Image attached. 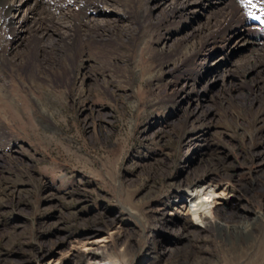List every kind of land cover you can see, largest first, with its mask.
<instances>
[{"label": "rangeland", "instance_id": "rangeland-1", "mask_svg": "<svg viewBox=\"0 0 264 264\" xmlns=\"http://www.w3.org/2000/svg\"><path fill=\"white\" fill-rule=\"evenodd\" d=\"M12 2L16 20L28 22L44 4L28 13ZM219 6L185 14L143 44L117 34L102 55L85 46L74 68L61 71L53 55L38 73L43 83L27 78L34 48L8 70L0 264H90L99 260L91 251L120 264H264V71L243 70L264 12L246 15L248 38L234 25L200 46ZM191 184L217 191L212 206L225 225L261 214L249 239L195 221Z\"/></svg>", "mask_w": 264, "mask_h": 264}, {"label": "bare ground", "instance_id": "bare-ground-1", "mask_svg": "<svg viewBox=\"0 0 264 264\" xmlns=\"http://www.w3.org/2000/svg\"><path fill=\"white\" fill-rule=\"evenodd\" d=\"M19 1L22 2L21 6L26 4L28 13L31 12L32 2L37 3L39 7L42 6L41 0H34L32 2L31 0ZM43 1V6L35 13L32 20L28 22V16L16 20L17 16L14 13L15 9L13 8L14 3L12 0H0L1 95H3L7 88L2 83L3 77L8 76V70L16 71L20 69L19 67L24 64V60L31 53V48H34V67L28 72L27 78L30 83H35L36 81L43 83L38 73L45 68L43 64H50L47 66L55 64L53 55L58 56V62H56L59 64L58 67L62 68V71L65 68L67 69V67L70 68L72 64L77 66L76 63L79 60L78 58L81 57L80 53L85 46L95 45V50L102 55L103 51H109L105 47L112 46L113 43L111 42H113L112 40L117 34L121 38L125 34H129L131 37L132 35H136V38H139L143 44L148 38H152L155 35L158 36L161 30L166 31L168 24L175 22L177 18L181 19L187 13L197 12V9L203 6L205 8L200 10L204 11L207 8L213 7L214 4L220 5L216 7L219 9V15L218 13L212 14L211 19L205 23V32L202 33L199 40L200 46L211 45L225 30L234 25H240L241 28L244 27L247 31L244 32L243 29L236 27L233 33H236L237 37L242 39L248 38L249 31L246 25L249 19L246 15L264 12V0H193V2H188V0ZM159 8L165 12L163 18L154 14ZM116 23L121 26L122 30H118L117 32V30L111 28L115 27ZM257 36L259 37L249 42V45H253V52L243 59L245 61L243 70L246 72L249 70L259 73L260 71H264V34L261 33V35ZM32 43H35L34 47H32ZM69 46H75L74 52L69 53L70 55L67 53ZM193 46L192 44L188 50L186 49V53L182 54L184 59H187L190 53L197 51ZM162 47L164 48V45ZM61 54L69 55L73 61L70 62L68 59L63 60ZM19 60L22 62L19 63ZM180 60L182 61V59ZM230 63L231 60L228 61V64ZM234 65H239V62L238 64L234 62ZM56 72L58 71L54 72L55 75L57 74ZM227 73H230V71L225 66L221 77ZM184 80L187 85L194 83L193 77L189 74L184 77ZM3 98H0V100H3ZM7 113L11 114L10 117L17 118L15 111L14 113L10 111ZM1 123H5V119L0 116V147L3 145L7 146L6 136L2 132ZM190 188L189 197H191V200L189 202L191 206L188 207V211L192 213L195 221L202 224L205 228L217 232L219 235L225 232L226 234H232L235 239H238L240 236L249 239L252 235L251 227L261 219V214H255L251 222L246 221L238 225H225V223L223 224L218 220L215 207L213 208L212 206V203L215 202L214 198L217 197V191L209 187L208 184L200 186L191 184ZM211 198L212 200L210 201ZM89 255L99 259L93 260L90 264H120L118 258L104 251H91Z\"/></svg>", "mask_w": 264, "mask_h": 264}]
</instances>
